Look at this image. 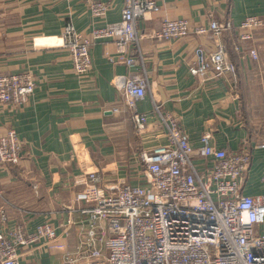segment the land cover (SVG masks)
I'll list each match as a JSON object with an SVG mask.
<instances>
[{
	"label": "crops",
	"instance_id": "0c3cea01",
	"mask_svg": "<svg viewBox=\"0 0 264 264\" xmlns=\"http://www.w3.org/2000/svg\"><path fill=\"white\" fill-rule=\"evenodd\" d=\"M96 1L110 5L102 18L91 16L86 0H0V74L28 71L35 81L26 104L14 109L0 103V134L13 129L22 143L20 163L0 165L5 233L16 225L31 232L49 223L65 250H73L88 220L80 213L88 205L76 199L82 187L74 185L75 177L91 170L98 171L105 184H139V154L166 144L152 114L154 102L179 121L194 150L204 134L214 147L229 152L249 146L241 192L264 195V27L238 46L235 31L218 38L210 33L168 41L152 37L165 19H185L192 25L211 19L235 26L250 15L264 19V0H153L158 11L136 24L148 81L145 97L135 107L149 115L140 132L113 85L116 77L138 72L139 65L111 61L116 56L114 43L99 40L90 48L89 72L78 76L61 46L67 24L85 36L120 20L124 0ZM216 44L225 47L228 60L237 67L234 90L225 78L203 80L189 72L197 49L210 53ZM250 49L256 50V59L248 55ZM76 148L84 153L80 161L73 154ZM194 161L198 167L202 162L211 166L210 159ZM258 229L264 232V223ZM18 253L20 264H65L63 251L47 249L43 241Z\"/></svg>",
	"mask_w": 264,
	"mask_h": 264
},
{
	"label": "built area",
	"instance_id": "2783aa9c",
	"mask_svg": "<svg viewBox=\"0 0 264 264\" xmlns=\"http://www.w3.org/2000/svg\"><path fill=\"white\" fill-rule=\"evenodd\" d=\"M86 2L92 17L102 18L110 9L108 3ZM158 9L153 0H124L117 23L94 28L85 36L67 24L61 33V46L68 51L72 70L78 76L89 72L90 48L99 40L114 43L116 56L111 61L128 67L139 65L138 72L118 76L113 82L121 93L119 103L130 110L138 132L146 128L149 115L135 108L148 87L136 24ZM263 27L264 19L254 15L237 26L211 19L205 25L165 19L152 37L168 41L210 33L218 38L235 31L238 46L252 40ZM248 55L257 58L255 49L248 50ZM188 69L203 80L225 78L232 90L238 82L237 67L228 60L222 44H216L210 53L197 49L196 60ZM34 88V77L28 71L0 74V103L19 108ZM112 110L117 112L118 108ZM152 114L166 144L139 154V184H105L98 171L91 170H82L75 177L74 185L82 187L76 199L88 205L80 213L87 214L88 220L73 250H65L49 223L31 232L16 225L6 234L7 214L0 208V264H20L18 250L41 241L47 249L63 251L65 264H264V232L258 229L264 223V195L245 196L241 192L250 147L229 152L214 147L210 136L204 134L201 146L194 150L174 116L155 102ZM73 154L79 161L84 156L78 148ZM196 157L210 159L211 166L202 162L198 167ZM21 159L22 143L16 132L9 129L0 134V165H18Z\"/></svg>",
	"mask_w": 264,
	"mask_h": 264
},
{
	"label": "rangeland",
	"instance_id": "374dc122",
	"mask_svg": "<svg viewBox=\"0 0 264 264\" xmlns=\"http://www.w3.org/2000/svg\"><path fill=\"white\" fill-rule=\"evenodd\" d=\"M259 114V113H258ZM254 115H257V114H254ZM250 118H248V120H249ZM262 120H264V117H262ZM251 121H253V119H251ZM258 122H260V120L258 119V121L256 120V124L258 123ZM99 261H100V259H98Z\"/></svg>",
	"mask_w": 264,
	"mask_h": 264
}]
</instances>
